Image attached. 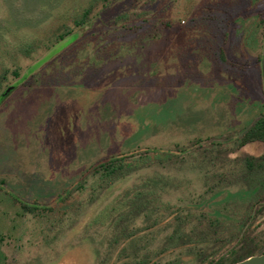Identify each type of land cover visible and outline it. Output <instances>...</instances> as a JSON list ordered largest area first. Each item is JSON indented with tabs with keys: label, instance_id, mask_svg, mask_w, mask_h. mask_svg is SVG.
<instances>
[{
	"label": "rangeland",
	"instance_id": "374dc122",
	"mask_svg": "<svg viewBox=\"0 0 264 264\" xmlns=\"http://www.w3.org/2000/svg\"><path fill=\"white\" fill-rule=\"evenodd\" d=\"M91 1L0 0V264H196L210 223L263 233L264 143L237 142L264 117V0H110L45 50Z\"/></svg>",
	"mask_w": 264,
	"mask_h": 264
},
{
	"label": "trees",
	"instance_id": "16d2710c",
	"mask_svg": "<svg viewBox=\"0 0 264 264\" xmlns=\"http://www.w3.org/2000/svg\"><path fill=\"white\" fill-rule=\"evenodd\" d=\"M109 1L110 0H92L89 6L82 9L79 14L67 15L53 27L48 29L46 33L45 50L51 49L54 45L73 34L76 29L83 27L93 16V12L96 13L99 9L100 12L101 10H105L109 5ZM94 16L96 17V15ZM232 141L236 142V140ZM255 142L264 143V117H260L250 128L246 129L237 143L239 146H244ZM200 143L201 141L197 140L193 146H198ZM210 145L221 146L220 144L213 143H210ZM149 153L153 154L154 152L145 150L142 154L140 152H134L131 154L113 156L96 165L93 168V173L102 179H117L129 170H133L138 163L144 162L143 158H145L146 162H149L146 156ZM249 160L251 159L247 158L245 163L250 164ZM261 160L264 161V152L261 155ZM260 167L261 166H259V168ZM252 170V165H246V174L248 173V175H250L253 172ZM225 178L226 177L222 176L223 180ZM258 203L255 204L257 205ZM242 210L244 214H247V211L251 210V207L244 206ZM199 221L201 222L200 218ZM174 223L181 226L184 222H182L179 217H175ZM209 228V232L200 233L203 239L200 244H197L198 246L194 249L185 251L187 252V256L192 258L196 264H235L247 259L256 252L252 248L237 250L238 247L245 245L244 243L246 242L245 237L247 232L245 229H242L241 223L234 224L231 230L227 229L226 231H220L221 225L214 226L211 223ZM176 236L177 240L180 241L182 239L180 234H176ZM186 239L184 238L180 241V245L176 247L177 250L187 246L185 243L187 242ZM259 253H264V249L260 250ZM141 263L146 264L145 261Z\"/></svg>",
	"mask_w": 264,
	"mask_h": 264
},
{
	"label": "flooded vegetation",
	"instance_id": "af4514ba",
	"mask_svg": "<svg viewBox=\"0 0 264 264\" xmlns=\"http://www.w3.org/2000/svg\"><path fill=\"white\" fill-rule=\"evenodd\" d=\"M261 63H262V60H261ZM263 212H264V205L262 207H260L259 209L253 211L252 217H258L259 215L263 216ZM247 213H248V211H247ZM245 238H246V242L244 243L245 245L238 247L237 250L252 248L256 251V253H258V255H260L259 251L264 249V232L260 233L258 235H249L247 233ZM262 254H264V253H262ZM252 256H254V255H252Z\"/></svg>",
	"mask_w": 264,
	"mask_h": 264
},
{
	"label": "water",
	"instance_id": "95a60500",
	"mask_svg": "<svg viewBox=\"0 0 264 264\" xmlns=\"http://www.w3.org/2000/svg\"><path fill=\"white\" fill-rule=\"evenodd\" d=\"M261 77H262V88L264 93V56L262 59V70H261ZM235 264H264V254L251 256L245 260H242L240 262H237Z\"/></svg>",
	"mask_w": 264,
	"mask_h": 264
}]
</instances>
